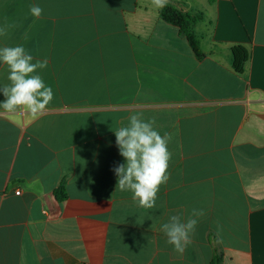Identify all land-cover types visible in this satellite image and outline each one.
<instances>
[{"label":"crops","instance_id":"crops-1","mask_svg":"<svg viewBox=\"0 0 264 264\" xmlns=\"http://www.w3.org/2000/svg\"><path fill=\"white\" fill-rule=\"evenodd\" d=\"M167 3L201 16L204 58L152 0H0L16 25L0 47L47 59L54 92L37 115L0 109V264H264V0ZM134 114L171 135L153 209L116 188L114 131ZM194 208L181 254L161 225Z\"/></svg>","mask_w":264,"mask_h":264},{"label":"clouds","instance_id":"clouds-1","mask_svg":"<svg viewBox=\"0 0 264 264\" xmlns=\"http://www.w3.org/2000/svg\"><path fill=\"white\" fill-rule=\"evenodd\" d=\"M168 0H152L153 5L162 9ZM30 14L40 18L43 9L39 5H30ZM12 23L0 26V37L8 35L15 28ZM24 39H27L25 33ZM0 64L8 69V84L0 87L4 100L0 109L6 112L26 110L33 115L42 113L53 101L54 92L51 86L45 84L39 70L48 66L47 59H35L21 45L0 47ZM127 126L114 131L119 154L125 159L114 167L117 185L120 191H130L132 199L142 208L153 209L156 206L157 193L161 185L170 178L168 174L171 153L168 143L169 133L160 134L155 129V120L145 121L139 115H131ZM205 215L203 209H192L191 215L182 220L180 215H171L167 222L161 225V230L167 237V242L178 253H183L191 243V235L195 233L199 219Z\"/></svg>","mask_w":264,"mask_h":264},{"label":"trees","instance_id":"trees-1","mask_svg":"<svg viewBox=\"0 0 264 264\" xmlns=\"http://www.w3.org/2000/svg\"><path fill=\"white\" fill-rule=\"evenodd\" d=\"M160 16L165 22L180 29L199 59L205 57V54L201 51L199 39L193 31V26L201 20V16L185 13L168 3L161 10ZM248 60L249 53L246 48L242 46H235L232 48V67L236 73L240 75L245 73V65Z\"/></svg>","mask_w":264,"mask_h":264}]
</instances>
